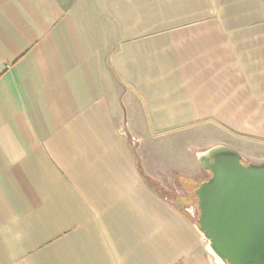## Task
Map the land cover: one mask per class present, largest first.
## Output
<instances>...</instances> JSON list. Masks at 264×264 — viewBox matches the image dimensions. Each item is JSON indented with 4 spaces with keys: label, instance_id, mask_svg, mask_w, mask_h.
<instances>
[{
    "label": "crops",
    "instance_id": "0c3cea01",
    "mask_svg": "<svg viewBox=\"0 0 264 264\" xmlns=\"http://www.w3.org/2000/svg\"><path fill=\"white\" fill-rule=\"evenodd\" d=\"M215 146L264 161V0H0V264H213L137 163Z\"/></svg>",
    "mask_w": 264,
    "mask_h": 264
},
{
    "label": "water",
    "instance_id": "95a60500",
    "mask_svg": "<svg viewBox=\"0 0 264 264\" xmlns=\"http://www.w3.org/2000/svg\"><path fill=\"white\" fill-rule=\"evenodd\" d=\"M211 177L195 190L197 227L224 264H264V161L247 164L231 147L198 155Z\"/></svg>",
    "mask_w": 264,
    "mask_h": 264
},
{
    "label": "rangeland",
    "instance_id": "374dc122",
    "mask_svg": "<svg viewBox=\"0 0 264 264\" xmlns=\"http://www.w3.org/2000/svg\"><path fill=\"white\" fill-rule=\"evenodd\" d=\"M121 134H122V132H121ZM123 135L125 136L124 133H123ZM149 141H150V147H149L150 151H152L153 148H157L156 149L157 150L156 153H160L164 159L169 160V158L173 157V156H175V157H184V156H186V153L183 152V142H179L177 139H175L173 137H170V136L166 135V136L161 137L160 139L158 138V139H155L153 141H151V140H149ZM198 147H200V145ZM260 154H262V152H260ZM193 155H194V153H193ZM253 160H255V159H253ZM252 164H254V163H252ZM257 164H260V163H257ZM204 171L202 172L203 175H201L196 181H192L189 184L186 182L182 186V184H180V182L176 179L175 180V184L172 183V184L166 185V183H165L166 188L164 186L163 187H164V189L166 191L173 193L177 197H180L182 199L187 200L186 202H190L192 199H189L190 197L188 198L187 191L185 189H183V188H187L188 190H190V188H193V186L190 185L192 183L194 184V187L198 188V186L200 184H202L203 182L208 181L210 179L211 175L206 173V172H204ZM192 202L193 203H190L188 207L183 206V209H184V212L197 224L196 221L198 220V216H199V211H198V207H197V202L198 201L196 202V200L193 198ZM181 204L183 205V203H181ZM186 209H193V210L195 209V212L193 214L189 215L187 213L188 211ZM204 243H205V245H207L208 251L213 255L212 256L210 254L212 256V258H213V262H214L213 264H224V263H222L220 261V259H218L214 255V253L210 249V244H209V242L206 239H204Z\"/></svg>",
    "mask_w": 264,
    "mask_h": 264
},
{
    "label": "trees",
    "instance_id": "16d2710c",
    "mask_svg": "<svg viewBox=\"0 0 264 264\" xmlns=\"http://www.w3.org/2000/svg\"><path fill=\"white\" fill-rule=\"evenodd\" d=\"M137 168H138V171L140 172V175L142 176V179L144 180V182H145V184L158 196V197H160L161 199H163V200H167V201H172V202H176V203H179L180 202V204L181 203H183V206H185V207H188L189 206V204L190 203H193L192 202V200H193V198L196 200V202L198 201V199H197V197H196V195H195V190L197 189V187H194V184L192 183V184H190L191 186H193V188H190V190H188L187 188H183V189H185L186 191H187V194H188V198L189 199H192L190 202H186L187 200H185V199H182V198H180V197H177L176 195H174L173 193H171V192H168V191H166L165 189H164V187L163 186H161L157 181H155V180H153V179H151L150 177H148L145 173H144V171H143V169H142V167H141V165H140V163L138 162L137 163ZM178 181L180 182V184H182V186H183V184L184 183H191V182H188L187 180H185V179H181V178H179L178 179ZM182 189V188H181ZM197 222V221H196Z\"/></svg>",
    "mask_w": 264,
    "mask_h": 264
},
{
    "label": "built area",
    "instance_id": "2783aa9c",
    "mask_svg": "<svg viewBox=\"0 0 264 264\" xmlns=\"http://www.w3.org/2000/svg\"><path fill=\"white\" fill-rule=\"evenodd\" d=\"M186 210L188 211L187 213H188L189 215H191V214H193V213L195 212V209H194V210H193V209H186Z\"/></svg>",
    "mask_w": 264,
    "mask_h": 264
},
{
    "label": "flooded vegetation",
    "instance_id": "af4514ba",
    "mask_svg": "<svg viewBox=\"0 0 264 264\" xmlns=\"http://www.w3.org/2000/svg\"><path fill=\"white\" fill-rule=\"evenodd\" d=\"M208 173V172H207ZM209 174V173H208Z\"/></svg>",
    "mask_w": 264,
    "mask_h": 264
}]
</instances>
